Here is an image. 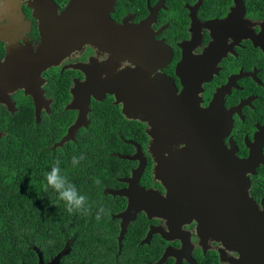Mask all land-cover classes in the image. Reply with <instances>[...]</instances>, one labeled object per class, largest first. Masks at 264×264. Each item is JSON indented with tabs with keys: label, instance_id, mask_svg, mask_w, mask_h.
I'll use <instances>...</instances> for the list:
<instances>
[{
	"label": "flooded vegetation",
	"instance_id": "af4514ba",
	"mask_svg": "<svg viewBox=\"0 0 264 264\" xmlns=\"http://www.w3.org/2000/svg\"><path fill=\"white\" fill-rule=\"evenodd\" d=\"M237 1L0 0V142L18 121L45 151L99 156L90 213L66 212V235L24 264H264V17ZM235 7L237 28L205 25ZM217 121L227 152L255 158L239 178L207 172L229 166Z\"/></svg>",
	"mask_w": 264,
	"mask_h": 264
},
{
	"label": "trees",
	"instance_id": "16d2710c",
	"mask_svg": "<svg viewBox=\"0 0 264 264\" xmlns=\"http://www.w3.org/2000/svg\"><path fill=\"white\" fill-rule=\"evenodd\" d=\"M253 2H261V18L264 17V0H250ZM21 124L15 121L0 142V264H24L36 250L50 252L56 239L68 232L64 203L51 188L44 191L45 173L53 162L60 160L62 171L80 191L96 174L98 164L99 156L91 150L96 145L89 143V153L76 150L75 142L63 151H45L32 132L21 135ZM25 127L31 131L32 127ZM81 153L86 160L73 168V155Z\"/></svg>",
	"mask_w": 264,
	"mask_h": 264
},
{
	"label": "water",
	"instance_id": "95a60500",
	"mask_svg": "<svg viewBox=\"0 0 264 264\" xmlns=\"http://www.w3.org/2000/svg\"><path fill=\"white\" fill-rule=\"evenodd\" d=\"M235 4L236 5L238 4V1L237 0H235ZM241 14H242L241 11L240 12L237 11V7H235L233 10H231L227 14V16L225 17V19L218 20V21L217 20L211 21V22L206 23L205 25L212 24L211 28L213 27L214 29L215 28H218L219 29V28H222V27H225V26L230 29L233 25H234V28H237L238 27V24H239L238 21H239V18L241 16ZM104 35H106V32L104 33ZM249 37L251 39H253L255 42H257L258 39L260 38L259 36L253 35V34H249ZM103 38H105V37H102L101 39H103ZM100 41L103 42V43L108 42V41H105V40H100ZM220 42H221V40H220L219 36H216L214 43L211 45V47L208 50H210L211 52L217 51L220 48ZM261 48L264 50V19H263L262 24H261ZM224 92H225V87L220 88L218 90L219 95H217V97H214L213 96V101H214V99L221 100L223 98L224 94H225ZM185 93L186 92H183L182 91L178 95L179 96L178 98H185V97H187L188 94H185ZM220 105H222V103H210L211 108H214V109L220 107ZM221 113H222L221 110L216 109L214 115H218V114H221ZM209 115L212 116V113H210ZM185 117L188 118V115L186 114ZM163 121L164 120L156 121L155 123H152L151 122L152 126L155 127L154 132H155V134L158 137H160L166 131L165 130V127H164V122ZM213 122L215 123V121H213ZM79 124H80L79 122H77L76 124H74L70 128L68 134L71 135L72 134L71 131L74 130L77 126H79ZM177 126H179V122L175 124L174 128H176ZM174 128H171L170 131L172 129H174ZM209 129L212 132H214L217 129V132H218L217 140H213L212 141V148L215 149V152L212 153V157H215V155H216V157H217V159L219 161L218 164H228L229 166H228V169L227 168L222 169L220 167L215 168V166H213L214 168L213 169H209L207 172L209 174H212V178H213V176L216 173H217V178L218 179L225 178V177H223L225 174H226V178H228V179H231L232 178V174L235 175V177H234L235 179L236 178H239V177L236 176L238 174V171H237V168L236 167L238 165H241V166H244V167H246V166L247 167H250L252 164L255 163V158L248 157V159L242 160V159L237 158L236 155L234 153H232L231 151H228V152L226 151L225 145L223 144V142L221 140V136L219 134L220 133V130H221V124H220V122L216 123L214 125V127L209 128ZM178 130H180V129H178ZM174 131H177V129H174ZM192 131L198 132L195 126L193 127ZM69 135H67V137L65 138L66 140L69 139L68 138ZM212 135L215 136V134H212ZM152 136H154V135H152ZM158 137L154 136V141L155 142L161 140ZM193 139H196L197 140V138H193ZM193 144H194V142L192 143V145ZM177 158H178V161H179V157H177ZM232 165H234V167ZM108 192H110L112 194H122L121 191H117V190H108ZM246 197H247V194H246ZM250 209H251V211L253 209V205H252L251 202H250ZM38 256L41 259V253L39 251H38Z\"/></svg>",
	"mask_w": 264,
	"mask_h": 264
},
{
	"label": "clouds",
	"instance_id": "9594fccd",
	"mask_svg": "<svg viewBox=\"0 0 264 264\" xmlns=\"http://www.w3.org/2000/svg\"><path fill=\"white\" fill-rule=\"evenodd\" d=\"M86 160V156L81 153L78 156L73 155L71 159L72 167H78L81 162ZM61 162L55 160L50 167V170L45 173L46 186L44 191L49 188L58 194V199L62 201L69 214L80 213L89 214L91 206L88 202V197L81 193L77 186L71 182L69 177L62 171ZM96 185H100L102 181L99 178L94 179ZM109 210L103 206L98 208L96 219L99 221L103 216L109 215Z\"/></svg>",
	"mask_w": 264,
	"mask_h": 264
}]
</instances>
